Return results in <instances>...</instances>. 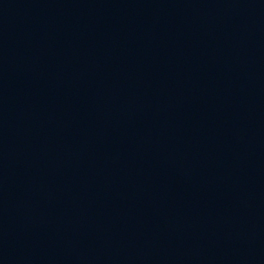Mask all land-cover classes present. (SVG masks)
<instances>
[{
    "label": "water",
    "instance_id": "water-1",
    "mask_svg": "<svg viewBox=\"0 0 264 264\" xmlns=\"http://www.w3.org/2000/svg\"><path fill=\"white\" fill-rule=\"evenodd\" d=\"M0 264H264V0H0Z\"/></svg>",
    "mask_w": 264,
    "mask_h": 264
}]
</instances>
